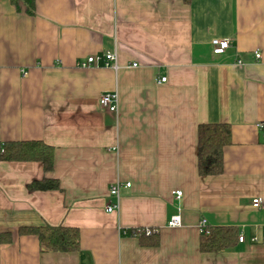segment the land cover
I'll return each instance as SVG.
<instances>
[{
  "label": "crops",
  "instance_id": "0c3cea01",
  "mask_svg": "<svg viewBox=\"0 0 264 264\" xmlns=\"http://www.w3.org/2000/svg\"><path fill=\"white\" fill-rule=\"evenodd\" d=\"M221 39L236 42L216 56ZM107 52L117 71L77 65ZM111 92L116 114L99 106ZM258 123L264 0H38L33 15L0 0V144L53 149L47 173L0 160V264H264ZM203 124L231 129L219 176L198 175ZM44 180L59 190L29 189ZM116 182L130 188L107 213ZM177 214L181 226L168 228ZM201 220L237 239L201 253ZM46 226L76 229L79 248L44 250L30 230ZM137 228L158 230L159 245L141 246Z\"/></svg>",
  "mask_w": 264,
  "mask_h": 264
},
{
  "label": "trees",
  "instance_id": "16d2710c",
  "mask_svg": "<svg viewBox=\"0 0 264 264\" xmlns=\"http://www.w3.org/2000/svg\"><path fill=\"white\" fill-rule=\"evenodd\" d=\"M17 11L22 9L33 15L38 0H9ZM188 2L189 0H184ZM197 169L200 177L219 176L223 173V150L231 143V129L227 124H203L197 130ZM3 153L0 160L11 162L33 161L43 166L44 172L53 170V149L41 142L0 144ZM34 191H57V181L44 180L29 186ZM151 231L146 234V230ZM44 250L56 253H69L79 248V235L76 229L62 227H42L30 230ZM30 231H27L28 233ZM143 247H157L159 232L153 228H137L130 231ZM237 239L231 229H209L208 235H200L201 253H215L230 248Z\"/></svg>",
  "mask_w": 264,
  "mask_h": 264
},
{
  "label": "built area",
  "instance_id": "2783aa9c",
  "mask_svg": "<svg viewBox=\"0 0 264 264\" xmlns=\"http://www.w3.org/2000/svg\"><path fill=\"white\" fill-rule=\"evenodd\" d=\"M236 42V39H221V40H214L212 42L213 47V54L216 56H221L225 53V51L230 47V44ZM255 58L259 59L260 55L258 53L255 54ZM240 63V62H239ZM79 68L81 69H88L90 67H104L107 69H112L114 71L118 70V64H117V56L115 53H104L100 56H90L85 61L80 62L77 64ZM137 64H132V68H136ZM161 83L165 82V79H160ZM99 106L101 109L105 110L108 113L116 114L118 111V96L116 92L111 93H105L99 98ZM256 128L263 134L264 136V123H258ZM0 153H3V150L0 148ZM121 188H130V184H120L119 182L114 183L111 188L109 189V195L112 199V202H110L106 206V212L112 213V212H118L120 208V190ZM182 193L179 191L174 192V197L176 199H180ZM260 205L259 200L255 199L252 201V207L258 208ZM181 226V218L180 215L177 214L168 221L167 227L168 228H177ZM199 231L200 235H208L209 229L207 227L206 221L201 220L199 223ZM151 231L148 229L146 230V234H150ZM238 241L240 243L243 242V237H239Z\"/></svg>",
  "mask_w": 264,
  "mask_h": 264
}]
</instances>
